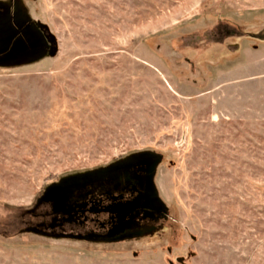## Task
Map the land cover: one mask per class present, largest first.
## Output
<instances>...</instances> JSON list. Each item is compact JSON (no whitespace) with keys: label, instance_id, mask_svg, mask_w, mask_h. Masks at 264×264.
<instances>
[{"label":"rangeland","instance_id":"obj_1","mask_svg":"<svg viewBox=\"0 0 264 264\" xmlns=\"http://www.w3.org/2000/svg\"><path fill=\"white\" fill-rule=\"evenodd\" d=\"M260 34L264 0H0V264H264ZM145 153L151 232L43 227L55 186Z\"/></svg>","mask_w":264,"mask_h":264},{"label":"flooded vegetation","instance_id":"obj_2","mask_svg":"<svg viewBox=\"0 0 264 264\" xmlns=\"http://www.w3.org/2000/svg\"><path fill=\"white\" fill-rule=\"evenodd\" d=\"M11 38L20 41L21 29ZM16 42V41H15ZM159 157L139 154L50 190L51 210L42 225L54 236L88 242H111L151 232L165 211L153 185Z\"/></svg>","mask_w":264,"mask_h":264},{"label":"trees","instance_id":"obj_3","mask_svg":"<svg viewBox=\"0 0 264 264\" xmlns=\"http://www.w3.org/2000/svg\"><path fill=\"white\" fill-rule=\"evenodd\" d=\"M9 22L11 24L10 27H11L12 31L13 30H17V28H19V27H17L14 24V18L10 17V21ZM20 27H21V31L24 34L23 37H20L22 48L24 49V52H25L24 55L19 57V58H15V59L8 58L7 61H1V62H3V63H7V62L8 63L24 62V61H27L34 54H37V53L42 51L43 45L40 43L39 38L37 37V35L33 31L29 30L27 27L23 26V24ZM260 37L262 38V37H264V35L260 34L258 36V38H260ZM10 41L11 42H10L9 48L6 51L3 52V55L6 54V52L10 51L11 47H13V45H14L16 40L15 39L13 40V38H11ZM9 59H11V60H9Z\"/></svg>","mask_w":264,"mask_h":264},{"label":"water","instance_id":"obj_4","mask_svg":"<svg viewBox=\"0 0 264 264\" xmlns=\"http://www.w3.org/2000/svg\"><path fill=\"white\" fill-rule=\"evenodd\" d=\"M185 133H186V130H185V129H183L182 141L184 140ZM157 160H159V158H158Z\"/></svg>","mask_w":264,"mask_h":264}]
</instances>
